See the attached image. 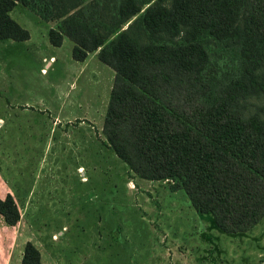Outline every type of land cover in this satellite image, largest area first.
<instances>
[{"label":"trees","instance_id":"1","mask_svg":"<svg viewBox=\"0 0 264 264\" xmlns=\"http://www.w3.org/2000/svg\"><path fill=\"white\" fill-rule=\"evenodd\" d=\"M17 3L51 22V44L66 35L74 59L97 49L114 70L102 132L137 176L182 189L224 232L264 219V116L246 106L264 94V0H0V40L30 36ZM220 58L234 65L221 78ZM0 215L20 218L10 192ZM20 264H44L31 240Z\"/></svg>","mask_w":264,"mask_h":264},{"label":"rangeland","instance_id":"2","mask_svg":"<svg viewBox=\"0 0 264 264\" xmlns=\"http://www.w3.org/2000/svg\"><path fill=\"white\" fill-rule=\"evenodd\" d=\"M12 16L36 43L0 40V196L20 211L14 225L0 215V264H20L27 240L44 264H264L263 218L224 232L182 189L137 176L108 146L110 66L81 65L68 38L41 46L47 22L21 3ZM218 62L209 72L219 78L234 68ZM246 106L264 116V94Z\"/></svg>","mask_w":264,"mask_h":264},{"label":"crops","instance_id":"3","mask_svg":"<svg viewBox=\"0 0 264 264\" xmlns=\"http://www.w3.org/2000/svg\"><path fill=\"white\" fill-rule=\"evenodd\" d=\"M10 14L12 15V10L10 11ZM16 20H17V19H16ZM17 21H18V20H17ZM18 22H19V21H18ZM46 22H47V21H46ZM19 23H20V22H19ZM50 25H51L50 22H47V26L49 27ZM23 26H26V25H23ZM26 28L29 30L30 36H29V38H27V39H25V40H22V41H24V42L27 43V44H30L31 41H33V43H36V42H34V40H33V32L30 30L29 27L26 26ZM47 30H48V28H47ZM44 34H45V33H44V31H43L42 36H45ZM66 38L70 39L68 36L64 35V36H63V39H62V43H61L60 45H53V44L50 43V41H49V39H48V34H47V38L45 37L44 40H43L41 43H39V44H41V46H46V47H49L50 45L60 47V46L63 45V43H64V41H65ZM70 40H71V39H70ZM8 41H10V42H14L15 40L9 39ZM71 43H72V44H71V48H72V45H73V41H72V40H71ZM96 53H97V49L94 50V51H89L88 54H87V56H86L85 59H83V60H77V59H74V60L79 61L81 65H84V64L90 65L91 62H93V59L97 57ZM50 54H53L55 58H56V56H57L54 52H51ZM45 55H46L45 53H42V57L45 56ZM51 57H53V56H51ZM41 60H42V59H41ZM49 61H51V60H49ZM100 61H101V60H100ZM101 62H102V61H101ZM70 109H71V108H70Z\"/></svg>","mask_w":264,"mask_h":264}]
</instances>
